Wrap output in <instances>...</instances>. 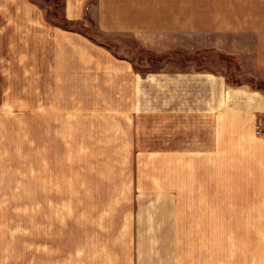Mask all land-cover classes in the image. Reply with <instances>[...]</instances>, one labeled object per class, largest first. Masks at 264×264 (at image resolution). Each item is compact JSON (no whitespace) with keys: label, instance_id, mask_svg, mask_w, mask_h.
<instances>
[{"label":"crops","instance_id":"1","mask_svg":"<svg viewBox=\"0 0 264 264\" xmlns=\"http://www.w3.org/2000/svg\"><path fill=\"white\" fill-rule=\"evenodd\" d=\"M64 3L67 21H93L103 36L155 55L228 59L259 84H229L212 60L166 59L143 71L29 0H0V94L9 111L26 114L30 100L46 116L117 117L131 132L140 120L163 124L162 149L147 153L163 159L162 171L110 178L120 186L116 204L129 206L118 223L129 246L123 264H188L181 245L191 219L193 264H264V0ZM166 181L177 190L158 183Z\"/></svg>","mask_w":264,"mask_h":264},{"label":"rangeland","instance_id":"2","mask_svg":"<svg viewBox=\"0 0 264 264\" xmlns=\"http://www.w3.org/2000/svg\"><path fill=\"white\" fill-rule=\"evenodd\" d=\"M29 1L60 28L105 45L143 71L157 69L166 59L199 64L212 60L188 52L155 55L130 40L119 42L116 37L103 36L93 21H67L64 0ZM206 63L224 70L231 85L259 87L252 79H241L231 60L217 58ZM2 97L0 94V264H123L129 246L118 223L129 206L116 204L120 186L110 178L121 172L162 171L163 159L147 153L162 147L163 124L140 120L131 132L117 117H73L63 110L58 116H46L34 110L30 100L26 114H14ZM82 175L104 179L83 180ZM45 180L53 183L52 192L43 185ZM138 183L153 187L152 182ZM158 183L170 188L176 184V190L179 186L178 182ZM192 208L190 216H194ZM193 225L191 219L183 229L181 254L188 264L194 263Z\"/></svg>","mask_w":264,"mask_h":264},{"label":"trees","instance_id":"3","mask_svg":"<svg viewBox=\"0 0 264 264\" xmlns=\"http://www.w3.org/2000/svg\"><path fill=\"white\" fill-rule=\"evenodd\" d=\"M263 88H264V86H263Z\"/></svg>","mask_w":264,"mask_h":264}]
</instances>
